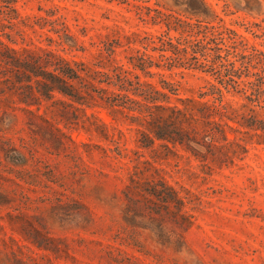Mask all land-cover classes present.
Listing matches in <instances>:
<instances>
[{
  "label": "rangeland",
  "instance_id": "374dc122",
  "mask_svg": "<svg viewBox=\"0 0 264 264\" xmlns=\"http://www.w3.org/2000/svg\"><path fill=\"white\" fill-rule=\"evenodd\" d=\"M10 5L18 15L15 23L53 11L68 27L61 46L38 37L47 33L57 40L50 26H36V33L25 28L37 46L69 60L93 61L103 42H116L118 64L128 66L127 57L138 51L160 65L149 69L151 77L137 71L141 81L169 97L166 102L159 96L158 104L182 107L177 99H199L213 84L222 90V104L248 122L238 120L257 126L228 122L240 132L227 130V137L241 146L223 147L226 156L202 162L180 145L169 144L166 151L164 142L155 140L151 148L140 147V126L104 109L76 105L82 110L75 119L71 110L61 116L56 109L46 111L44 103L38 111L31 106L47 123L17 109L25 107L17 97L0 95V264H264V130L256 128L264 125V0H15ZM159 38L166 51L158 50ZM3 40L22 46L18 37L15 43ZM195 41L205 44L208 61L200 52L195 56L222 74L233 68L234 83L225 88L217 75L200 68L163 66L160 55L174 57L167 42L187 48L190 57ZM91 114L107 129L94 130L86 119ZM136 164L142 179H163L188 203L178 210L171 204L162 217L127 213L124 192ZM183 214L193 216L188 227L181 225Z\"/></svg>",
  "mask_w": 264,
  "mask_h": 264
},
{
  "label": "trees",
  "instance_id": "16d2710c",
  "mask_svg": "<svg viewBox=\"0 0 264 264\" xmlns=\"http://www.w3.org/2000/svg\"><path fill=\"white\" fill-rule=\"evenodd\" d=\"M14 1L0 0V15H4L2 20L5 21V23L0 21V95L17 97L18 102L25 105L17 109L28 115L39 117L48 123L45 118L30 109L31 106H36L38 111L43 103L46 111L56 109L61 116L71 110L75 119H77L75 112L82 110L80 108L82 106L104 109L113 118L123 117L140 126L137 128L139 135L137 142L140 147L151 148L155 140L163 141L164 144L161 146L166 151H170L169 144L173 147L180 145L194 153L202 162L207 160L217 162L221 155H225L221 153L223 147L241 146L236 140L227 137V130L240 132L228 122H236L241 127L257 126L255 121L241 122L246 120L243 115L222 104V90L213 84L207 92L199 94L198 97L202 99L211 96V102L185 98L177 99L182 107L169 103L158 104L159 96L166 102L169 97L155 90L151 83L141 81L137 71L151 77L154 74L149 69L152 66L159 68L160 65L154 63L147 54H140L138 51L135 56L127 57L128 66L118 64L113 59L116 42H103L93 61L69 60L51 49L35 45L33 37L25 28L36 33V26L40 29L50 26L48 32L57 34V40L47 33H41L38 37L49 44L56 43L57 46H61L62 39L68 37V27L61 18H54L53 11H45L44 16L21 18L15 23L13 20L17 19L18 15L16 9L10 5ZM55 26L60 28L57 29ZM15 37L21 40L22 46L19 48L11 47L3 40L6 38L8 42L15 43ZM159 42L161 46L158 50L166 51V41L159 38ZM167 44L174 57L160 55L164 67L167 62L169 67L177 64L186 69L200 68L203 72L217 75L219 84L225 88L234 83L231 77L235 73L233 68L226 69L222 74L211 64L201 62L195 56L200 52L203 60L208 61L204 53L205 44L202 41L190 44V57L187 56L189 53L187 48L180 49L171 42ZM162 82L166 86V83ZM169 92L176 94V90L171 87ZM86 119L96 131L107 129L105 122L94 114ZM256 128L264 130V125ZM69 140L72 141L71 138ZM220 141L224 142V145L218 146ZM191 143L204 146L205 151L195 150ZM241 148L244 150V147ZM142 163L150 165L147 161ZM203 166L209 168L207 164ZM143 174L144 171L140 169L139 164L133 166L128 178L129 184L126 185L124 192L127 213L132 211L137 215L138 212H145L150 218L155 217L154 215L162 217V212L169 213L171 204L178 210L180 206L188 203L178 198L177 192L163 179H142L140 176ZM192 218L190 214L181 215V225L190 226Z\"/></svg>",
  "mask_w": 264,
  "mask_h": 264
}]
</instances>
